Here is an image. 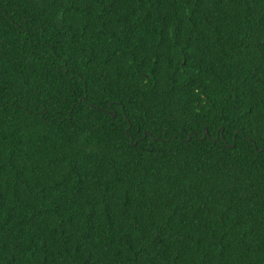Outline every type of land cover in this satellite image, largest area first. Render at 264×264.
Returning <instances> with one entry per match:
<instances>
[{
  "label": "trees",
  "instance_id": "16d2710c",
  "mask_svg": "<svg viewBox=\"0 0 264 264\" xmlns=\"http://www.w3.org/2000/svg\"><path fill=\"white\" fill-rule=\"evenodd\" d=\"M0 264H264V0H0Z\"/></svg>",
  "mask_w": 264,
  "mask_h": 264
},
{
  "label": "water",
  "instance_id": "95a60500",
  "mask_svg": "<svg viewBox=\"0 0 264 264\" xmlns=\"http://www.w3.org/2000/svg\"><path fill=\"white\" fill-rule=\"evenodd\" d=\"M205 132H206V130H205Z\"/></svg>",
  "mask_w": 264,
  "mask_h": 264
}]
</instances>
